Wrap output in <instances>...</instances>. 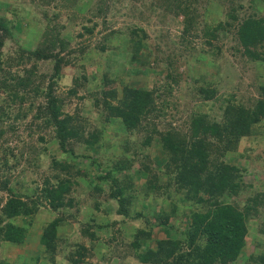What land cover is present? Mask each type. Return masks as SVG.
<instances>
[{"label":"trees","instance_id":"trees-1","mask_svg":"<svg viewBox=\"0 0 264 264\" xmlns=\"http://www.w3.org/2000/svg\"><path fill=\"white\" fill-rule=\"evenodd\" d=\"M40 1L43 5H49L52 0ZM109 1L93 0L90 15H102ZM156 1H160L156 4L166 10L172 7L171 12L176 17L180 16L179 13L183 14L184 35L193 28L198 30L197 12L187 5L181 7L184 0ZM223 1L232 7L225 14L224 21L215 25L204 23L202 31L205 41L211 45V40L219 38L217 33H233L247 58L258 60L260 50L264 49V15L246 13L238 16V11L264 4V0H248V7L238 4L237 0ZM60 2L67 8L76 9L81 0ZM12 22L0 16V96L4 100L0 106V119L8 116L14 106L22 107L28 101L37 102L40 99L33 117L40 122L36 128L51 129V138L56 142L59 153L69 156L71 163L53 159V166L60 169L63 178L56 175L55 183L45 180L41 189L37 185L34 187L33 193L24 191L23 185L22 189L14 186L7 177L0 179V191L6 194L0 206V244L23 245L34 216L45 203L52 212L59 214L46 223L38 239L40 246L45 249L43 261H53L58 234L65 222L64 211L75 204L74 198L69 195L74 185L78 184V179L83 178L91 179L89 183L93 197L107 191V197L116 203L115 212L118 215L125 220L140 222L133 228L131 242L134 255L140 263L237 264L247 244L249 221L264 208V193H256L240 207L236 198L244 190L243 169L227 161V158L242 147L241 140L253 135L254 127L264 120V85L260 86V99L251 107L229 98L221 107L219 119H212L206 112H194L177 127L171 123L163 125L161 119L168 104L161 97L171 93L172 84L177 85L179 80L175 72L171 71L172 58L166 59L170 69L165 71L166 74L157 71V58L153 65L150 64L145 55L146 51L150 52V45L143 29L132 26L128 29V38H119L121 40L113 37L116 32H110L103 35L97 47L101 53L110 51L109 54L115 56L121 52L124 55L123 67L128 71L126 74L130 80L138 81L139 85L122 80L120 73L124 72L119 69L111 73L110 70L117 64L111 59H107V62L103 57L106 71L102 70L98 76L95 73L89 79L86 67L81 65L82 73L74 77L67 96H58L56 87L66 77L65 68L73 63L68 56L75 52L63 54L69 45L68 39L60 38V29L54 27L51 30L55 37L46 47L27 50L14 42L17 44L14 54L5 55L6 41L13 38L12 30L15 29ZM49 26L45 24L46 29ZM84 30L92 33L91 29ZM114 42L120 47L115 46ZM42 61L53 62L48 74L39 73L38 63ZM26 64L31 66L26 68ZM21 66L22 69H17ZM13 67H16V72H11ZM159 74L170 82L167 87L155 84L149 87L148 83H144L147 76ZM81 83L94 86L93 92L90 91L87 96L99 112L100 128L88 131L84 124L77 123V116L63 110L68 97L88 99L85 95H78L79 89L83 87ZM198 93L206 101L216 95L207 86L200 88ZM31 105L30 110L34 108ZM19 116L18 113L16 118ZM115 123L122 129L123 139L111 144V139L106 138L105 133H109V125ZM3 133L0 129V136ZM118 135L116 133L114 137ZM138 135L143 136L142 140L134 145L131 138ZM44 139L39 137V141ZM154 148L157 156L151 159L150 152ZM106 150H110V153L105 155L107 158L104 160L103 151ZM15 156L0 148V171L6 167L14 168L17 164ZM133 170L145 174L146 179L141 186L136 187L134 184ZM139 193H142V206L152 199L150 205H146L149 207L146 215L132 207ZM163 197L164 202L170 201L169 212L160 205L156 210L153 207ZM151 207L156 214H150ZM179 207L181 215H177ZM93 208L98 211L99 203L95 202ZM87 226L85 234L95 239V233L89 231L95 227L94 220L89 218ZM157 227L165 229L169 237L154 239L152 230ZM257 246L260 249L248 255L243 264H264V247ZM85 251L86 248L78 247L76 253L79 259L71 258L72 264H83L81 257ZM42 259L37 256L34 259L21 258V261L38 264ZM0 264L16 263L0 260Z\"/></svg>","mask_w":264,"mask_h":264},{"label":"rangeland","instance_id":"rangeland-1","mask_svg":"<svg viewBox=\"0 0 264 264\" xmlns=\"http://www.w3.org/2000/svg\"><path fill=\"white\" fill-rule=\"evenodd\" d=\"M159 2L156 0H111L107 2L104 15L99 14L93 17L89 13L93 7V0H81L76 9L65 7L60 0H52L49 5H43L40 0H0V16L15 24V29L12 30L13 38L7 39L4 54H14L17 46L14 42L27 50L46 47L55 37L51 29L57 27L61 32L60 38L66 37L69 43L63 54L75 52L68 56L73 63L65 68L66 77L56 87V95L67 96L74 77L82 73L81 65L86 67V73L90 79L91 75L95 76L97 73L98 76L102 70L106 71L107 59L117 64L110 70L111 73H116L119 69L124 72L120 73L122 80L137 86L140 83L130 80L129 75L126 74L128 71L123 67L124 55L121 52L115 56L109 54L110 51L101 53L97 49L103 35L116 32L113 37H118V40L123 37L127 39L128 29L136 26L143 29L148 37L150 52L146 51L145 55L150 60V64L153 65L157 58V65H155L157 71L166 74L165 71L168 69L166 59L172 58L171 71L175 72L179 80L177 85L171 83V93H165L161 97V100H166L168 104L161 119L163 125L171 123L177 127L194 112H206L212 119H219L221 107L229 98L246 107L253 106L261 97L260 86L264 85V49L260 50V58L252 61L239 48L233 33H217L219 38L211 40V45H208L203 37L204 23L215 25L219 21H224L225 14L232 5L223 0H192V2L184 0L181 7L186 5L191 7L194 12H197L198 21L196 26L198 30L193 28L184 35L183 14L179 13L180 16L176 17L173 11L171 12L172 7L166 10L156 4ZM237 3L244 4L245 7L250 5L248 0H237ZM246 13L247 15L250 13L257 16L264 15V4L238 11V16H244L243 14ZM45 24L50 25L48 29ZM84 28L91 29L92 33H87ZM116 42L113 44L120 47ZM99 63L102 64L99 65ZM52 65L51 61L39 62V73L48 74ZM30 66L31 64H26V68ZM22 68L23 66L17 69ZM17 69L13 67L11 72H16ZM144 83H148L149 87L155 84L163 88L170 82L159 74L147 76ZM81 84L83 87L79 89L78 95L80 97L85 95L84 97L88 99L68 97L63 110L65 113L77 116V123L84 124L88 131L96 127L100 128L102 125L99 112L93 107L91 98L87 96V93L93 92L94 86ZM206 86L213 89L216 94L215 98L209 101L204 100L203 95L198 93L200 88ZM162 92H165L164 89ZM39 102H41L40 99L37 102L36 100L28 101L22 107L14 106L8 116L0 119V129L4 131L0 136V148L8 153H14L17 159L14 168L6 167L0 171V179L7 177L11 184L29 193H33L36 185L41 189L45 180L55 183L56 175L63 178L60 169L53 166V159L61 163H71L69 156L59 153L56 142L51 138L53 137L51 129L36 128L40 122L33 117ZM3 104L4 100L0 96V106ZM30 105L31 108L34 107L31 110ZM18 113L20 116L16 118ZM23 114L26 116L23 117ZM108 128L109 133H105V136L111 139V144L123 139V131L117 123L109 125ZM116 133L119 135L114 137ZM39 137H44V141H39ZM142 137V135L133 136L131 142L137 145ZM241 142L242 147L229 156L227 161L243 169L244 190L236 198V202L243 207L248 198L256 193H264V120L254 127L253 135ZM76 148L78 149V146ZM103 152L105 156L110 153V150ZM155 156H157L156 148L150 152L151 159ZM106 158L107 156L104 160ZM132 174L136 187L141 186L146 179L145 174L134 170ZM90 181L91 179H78V184L74 185L69 195L74 198L75 204L64 211L65 222L58 234L59 239L56 242L53 261H43L45 249L40 246L38 239L46 223L59 214L52 212L45 203L34 216L33 225L23 245L0 244V260L26 264L21 261V258L26 260L40 256L42 260L38 264H72L71 258L79 259L76 252L78 247L82 246L86 248L84 256L81 257L83 264H142L136 259L131 246L133 228L139 221L125 220L115 212L117 206L115 201L107 197V188L106 192L97 193L93 197ZM141 197L142 193H139L132 207L135 211H141L146 215L149 212V207L147 208L146 205L149 206L152 199H148L145 206H142ZM5 198L6 194L0 191V206ZM95 202L99 203L98 211L93 208ZM159 205L169 212L170 201L164 202V197L157 200V207L153 205L155 210L159 208ZM150 211L151 215L156 214L153 208ZM177 212L179 213L177 215H181L180 207ZM89 218L94 220L95 227L93 226L89 231L95 233V239L85 234ZM249 225L247 244L237 264H243L248 255L260 249L257 244L264 247V233H262L264 208L255 218L250 219ZM152 237L165 239L169 237V234L165 229L157 227L152 230Z\"/></svg>","mask_w":264,"mask_h":264}]
</instances>
